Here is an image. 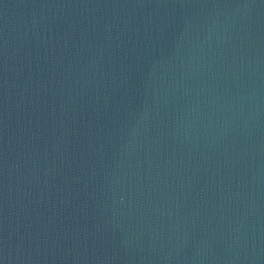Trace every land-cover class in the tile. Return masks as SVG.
I'll list each match as a JSON object with an SVG mask.
<instances>
[{
    "label": "water",
    "instance_id": "obj_1",
    "mask_svg": "<svg viewBox=\"0 0 264 264\" xmlns=\"http://www.w3.org/2000/svg\"><path fill=\"white\" fill-rule=\"evenodd\" d=\"M0 264H264V0H0Z\"/></svg>",
    "mask_w": 264,
    "mask_h": 264
}]
</instances>
